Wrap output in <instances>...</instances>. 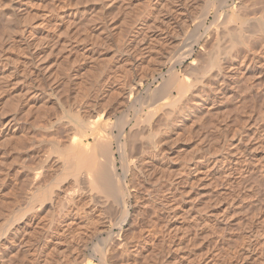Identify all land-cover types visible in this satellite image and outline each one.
<instances>
[{
	"label": "rangeland",
	"instance_id": "1",
	"mask_svg": "<svg viewBox=\"0 0 264 264\" xmlns=\"http://www.w3.org/2000/svg\"><path fill=\"white\" fill-rule=\"evenodd\" d=\"M155 1L0 0V264H97L90 255L96 244L105 247L108 231L116 234L123 228L121 232L126 239L131 235V224L121 223L114 227L115 223L101 217L86 220L81 209L68 230L64 226L68 220L63 217L66 210L63 201L61 204L57 201V204L54 200L50 206V200H45L42 206L39 205L42 210L32 211L27 207L33 189L28 184L31 173L28 172V183L26 181L24 185L21 166L37 168L43 165L45 169L42 168L44 173L40 175L39 183L42 186L48 183L51 176L47 170L51 168L43 161L46 155L53 154L51 138L56 137L62 144L65 142L68 113H76L85 107L98 112L110 111L114 107L116 94L113 93L118 88L120 73L139 75L142 72L143 75L146 64L151 70L159 67L160 54L163 55L162 51L171 45L169 37L176 35L186 41L205 12L204 8L201 14L200 7L207 2ZM209 2L215 4L217 0ZM182 19H187L183 28L188 36L179 29ZM210 20L211 16L207 23ZM136 29L143 32L137 33ZM198 31L203 32L201 28ZM133 42L136 46L131 44ZM198 50L196 44V55ZM195 54L183 65H176L175 70L184 69L194 60ZM167 67L168 64L163 65V72ZM248 74L239 83L237 93L213 92L214 100H217L214 107L200 109L202 114L193 106L188 120L183 118L166 131L171 139L163 146L166 149L163 162L160 161L163 179L156 191L157 197L163 199V209L159 214L150 205L142 213L137 208L134 217H138L139 224L133 223L135 233L131 235L133 238L129 236V244L135 242L137 250L130 248L127 252L122 251L123 254L115 250L108 263L264 264V242L263 246L257 247L254 241L257 238L253 235L259 229L264 231V171L263 175L258 170L242 174L236 169L232 181L224 180L223 173L215 170L201 180H196L194 174L186 178L188 163L204 153L211 158L210 164L213 157H219L231 144H236L238 137L246 139L245 142L248 138V143L244 144L254 149L255 166L264 164L258 159L264 153V82ZM105 87L110 88L106 95L103 92L109 89ZM93 116L92 119H96L94 112ZM115 156L118 157L117 152ZM40 158L44 159L40 161ZM151 169L148 183L158 171L154 166ZM63 181L59 184L60 199L68 188L67 182ZM139 182L135 184V192L143 198L148 184ZM190 183L192 189L188 188ZM171 190L175 191L172 193ZM45 193L49 195L48 189ZM224 215L226 222L220 220ZM101 226H105L103 230ZM55 227H61L58 230L64 238L62 246L53 249L52 242H48L41 255L38 246L46 237L52 236ZM149 229H153L150 234L155 235H150Z\"/></svg>",
	"mask_w": 264,
	"mask_h": 264
},
{
	"label": "bare ground",
	"instance_id": "2",
	"mask_svg": "<svg viewBox=\"0 0 264 264\" xmlns=\"http://www.w3.org/2000/svg\"><path fill=\"white\" fill-rule=\"evenodd\" d=\"M206 1L207 2H204L202 5L203 8L200 7L199 10V7H197L198 10L201 11V14L204 8L205 12L200 16L201 18L198 19V23L194 24V26H196L192 29V32H190L189 29L188 33L190 32L192 34L190 35L189 33V38L186 41L183 42L181 38H178L176 35H171L169 37L171 40L168 39V41H170L171 45L167 50L165 49L164 52L162 51L163 55L160 54L162 59L160 57L161 61L158 63L159 67L155 65L157 68L155 67L154 70H151L149 69V64H146V70H144L145 72L143 75L142 72H140L139 75H128L126 71L120 73L118 88L113 93V95L116 94L114 98V107H112L110 111L107 112L102 110L98 112L94 108L88 109V107H85V109L81 108L80 111H75L76 113H73L74 111L68 113L69 115L67 116H69V118L66 119V122L62 120V123L65 122L68 124V131L64 139L65 142L62 144L59 139L52 136L53 138L49 141L53 154H48L45 159L43 158V163H49V168H51V171L49 169L47 170L50 172L51 176L48 183L46 182L47 180H45L47 184L44 183L42 186V184L39 183L41 181H39L40 175L42 176V173H44L42 170L43 165L37 168H30L25 166V164L22 165L23 167L21 166L24 185L28 183L26 177L27 179L30 177L28 184H31L30 186L33 187L32 193L30 197H28L31 201H29L31 204L29 203L30 205L28 204L27 206L29 209L34 212L35 210L40 211L39 209H41V207L39 205L42 206V202L45 200H50V206L52 201H60L59 204L63 201L66 207L63 217L66 216L65 219L67 218L68 220L67 224L64 222L65 219H61L68 230V227L75 223L76 215L81 212V209L84 211L87 218L86 220H89L88 218L91 217H101V219H108V221L115 223L116 225H113L114 227H119L121 223L122 225H124V223L131 224L132 228L130 227L129 229H132L131 235L133 234V236L135 233L133 223L136 224L139 222L137 220L138 217H134L136 215L135 211L141 209L139 213L145 212V209L150 205L156 208L155 210H157V213H161L160 210L163 209V199L157 197L158 194H156V191L160 184V179H163V166L160 165V161L163 162V158L165 157L164 153L166 149L164 148V144L167 143V140L169 142L171 139V137L168 138L169 136L166 131L168 130L169 132L171 127L173 128L176 123L182 122L183 118L184 120H188L193 108L196 107L195 109L198 110H208L214 107L213 105H215L217 100H214L213 92L223 94L227 91H236L237 93L240 87L239 83L242 82L241 80L245 79L247 73H249L251 77L255 76L258 79H263L264 82V0H231L232 3H229L230 0H217L215 4L209 2V0ZM197 15L198 12H196L194 17L196 18ZM210 16L211 20L207 23ZM182 20L179 26V29H182L181 33L186 30L183 28V25H185L187 19ZM199 28H201L203 32H199ZM141 31L136 29L135 32L140 33ZM184 34H187L186 31ZM142 39H144V37ZM172 40L175 44H173L174 42H172ZM131 44H134V42ZM196 44L199 49L198 55L194 52ZM146 45L147 44L144 46ZM134 46L136 45L134 44ZM170 49H172V51ZM157 52H155L156 55ZM194 54L196 57L187 64L184 69L182 68L180 72L175 70L176 65H183L186 59L192 57ZM164 64H168L166 72H163L162 69ZM134 65H136V63H134ZM156 81L158 82L153 87ZM107 83H110V81ZM106 89L109 90L105 92L103 89L104 95L108 94L110 91V88ZM108 97L106 98L108 99ZM93 112L96 114V119L94 120L92 119L94 118ZM254 137L255 136H253V139ZM241 138L238 137L236 139V144H231L230 148L223 154L220 153L219 157L214 158L212 156L213 160L210 161L211 165L208 163L211 159H209V156L206 157L207 155L204 153L203 155H199L196 160L191 161L190 164L188 163L186 178L194 174L193 176L196 180H201L206 178L205 176L211 170H215L216 173L222 172V176L224 175L222 178L226 181H232L231 177H234L233 171H236V169L242 174L255 170H258L257 172H261L262 174L264 171V164L257 167L255 166L256 162L253 159L257 156L253 154L254 149H250V147L246 145L248 143V138L246 142L244 141L246 139L243 140ZM255 138L257 139V137ZM244 142L246 144H244ZM254 148H257V146H254ZM115 152L118 153V157L115 156ZM43 159L40 158V161ZM258 159L263 160L261 163H264V153ZM47 165L48 164L45 166L48 167ZM152 166H154V168L156 167L158 171L155 173L153 181L148 183L147 176L152 171ZM28 172L31 173L30 176L28 175L29 177L27 176ZM200 173L204 176L200 175ZM63 180H65V183L67 182L68 188L65 193L63 192L64 197L60 199L61 197H59V195L61 190L59 184ZM140 180L148 184L146 185L147 188L145 189L143 198L140 194L137 195L135 192V184L140 183ZM192 187L193 185L191 184L188 188L192 189ZM42 188H44L43 191ZM47 189L49 193L48 196H46L47 193H45ZM38 191H41L42 195H40ZM172 191L174 192L175 190H171V192ZM175 194H172L174 198ZM176 197L178 198V196ZM36 203H38L37 206ZM137 208L139 209L137 210ZM45 209H47V207ZM132 210H134V212ZM26 211H28V209ZM225 218L226 216L224 215L220 220L226 222ZM104 227H102V230ZM60 228L61 227H55L52 236L46 237L44 243L38 246L37 250H39L40 254L44 252L45 247L49 244L48 242H52L51 245L53 249L57 248L58 250V248H61L64 238L60 236L61 233L58 230ZM121 229L119 232L117 231L118 233L115 232L116 234H112L108 231V242L106 241L105 247L102 245L101 248L99 246L101 243L98 245L96 244L95 247L93 246L94 248L93 250L91 249L92 254L90 256L97 264H110L108 263L110 260L109 258L115 250H120L121 252L119 253L122 254L130 248L134 251L137 250L138 247H136L135 242L134 244H131L132 242L130 243L131 245L129 244L130 237L132 236L129 235L130 237H127L129 240H127L124 237L125 234L122 235ZM27 231H24V233ZM51 231L52 230H50V232ZM93 232H95V230H93ZM148 232L150 234L153 232V229H149ZM28 233H30V231ZM153 234L154 233L150 235L153 236ZM253 235H256L258 239L254 240L256 246L258 245L257 247L259 248L263 246L261 244L264 242V231L259 229V232ZM259 237L262 239L259 240ZM100 238L102 240V237H98V239ZM103 239H105V236ZM248 244L247 247L249 246ZM261 251L263 250L261 249Z\"/></svg>",
	"mask_w": 264,
	"mask_h": 264
}]
</instances>
